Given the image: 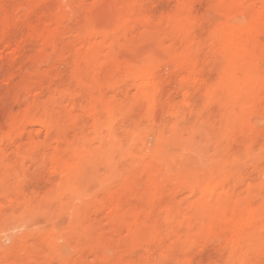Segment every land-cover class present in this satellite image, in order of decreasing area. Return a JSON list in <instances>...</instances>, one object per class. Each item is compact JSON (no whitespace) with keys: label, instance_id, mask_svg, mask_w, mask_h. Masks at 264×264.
Instances as JSON below:
<instances>
[{"label":"rangeland","instance_id":"1","mask_svg":"<svg viewBox=\"0 0 264 264\" xmlns=\"http://www.w3.org/2000/svg\"><path fill=\"white\" fill-rule=\"evenodd\" d=\"M0 264H264V0H0Z\"/></svg>","mask_w":264,"mask_h":264},{"label":"bare ground","instance_id":"2","mask_svg":"<svg viewBox=\"0 0 264 264\" xmlns=\"http://www.w3.org/2000/svg\"><path fill=\"white\" fill-rule=\"evenodd\" d=\"M231 24H232V23H231ZM232 30H234V29H232ZM230 38H231L232 41L235 43L234 40H237L236 33L231 31V32H230ZM45 39H46V38H45ZM255 44H256V43H255ZM255 47H256V46H255ZM233 48H234L235 52H239V47H238L236 44L233 45ZM145 82H146V81H145ZM224 208H225V207H224ZM228 208H229V207H228ZM216 214H217V213H216ZM218 215H219V214H218ZM247 215H248V214H247ZM219 216H220V215H219ZM237 216H238V215H237ZM248 216H249V215H248ZM248 216H246V217H248ZM250 216H251V215H250ZM244 217H245V216H244ZM244 217H242V218H243V219H246V218H244ZM252 217H253V216H252ZM232 218H233V217H232ZM242 218H241V219H242ZM250 218H251V217H250ZM250 218L248 217L249 222L251 221V223H253L252 220H253L254 218H253L252 220H251ZM243 219H242V221H243V222L245 221L246 224H248V220L246 219V220H247V221H246V220H243ZM231 220H232V219H231ZM233 220H234V219H233ZM236 220H237V219H236ZM239 220H240V219H239ZM242 221H240V222H242ZM253 221H254V220H253ZM230 222H231V221H230ZM232 222H234V221H232ZM240 222H239V221H238V222L236 221L237 224H235V226H234V223H235V222H234V223L232 224L234 228L231 229V230H229V231H230V234H229V235H231L232 237H229V236H228V237H229V239H230L232 242H234V240H235V239H234L235 237L233 236L234 233H236V232H242V231H239V230H241V229H240V228H241V227H240V224H241ZM238 223H240V224H238ZM246 224H242V225H244V227H245ZM228 225H229V224H228ZM232 225H231V227H230V226H229V227L232 228ZM248 225L250 226V224H248ZM244 227H243V228H244ZM243 228H242V229H243ZM248 228H249V227H248ZM244 230H245V229H244ZM227 233H228V232H227ZM235 235H237V233H236ZM247 237H248V236H247ZM226 238H227V237H226ZM219 239H220V238H219ZM242 242H243V241H242Z\"/></svg>","mask_w":264,"mask_h":264}]
</instances>
